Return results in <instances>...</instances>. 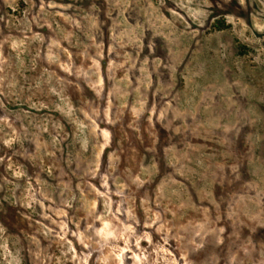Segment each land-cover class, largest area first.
<instances>
[{
  "label": "rangeland",
  "instance_id": "obj_1",
  "mask_svg": "<svg viewBox=\"0 0 264 264\" xmlns=\"http://www.w3.org/2000/svg\"><path fill=\"white\" fill-rule=\"evenodd\" d=\"M0 264H264V0H0Z\"/></svg>",
  "mask_w": 264,
  "mask_h": 264
},
{
  "label": "bare ground",
  "instance_id": "obj_2",
  "mask_svg": "<svg viewBox=\"0 0 264 264\" xmlns=\"http://www.w3.org/2000/svg\"><path fill=\"white\" fill-rule=\"evenodd\" d=\"M257 222V221H256Z\"/></svg>",
  "mask_w": 264,
  "mask_h": 264
}]
</instances>
